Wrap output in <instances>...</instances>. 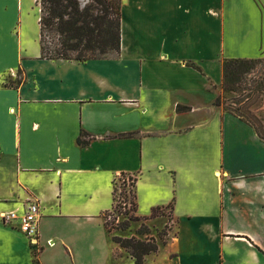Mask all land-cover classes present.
<instances>
[{"label":"crops","instance_id":"obj_1","mask_svg":"<svg viewBox=\"0 0 264 264\" xmlns=\"http://www.w3.org/2000/svg\"><path fill=\"white\" fill-rule=\"evenodd\" d=\"M36 2L0 0V213L38 205V263L134 264L103 218L125 175L139 217L172 206L143 264H264V139L214 105L222 59L259 56L257 0H121L118 54L83 63L40 58ZM11 224L5 262L33 264Z\"/></svg>","mask_w":264,"mask_h":264},{"label":"trees","instance_id":"obj_2","mask_svg":"<svg viewBox=\"0 0 264 264\" xmlns=\"http://www.w3.org/2000/svg\"><path fill=\"white\" fill-rule=\"evenodd\" d=\"M88 1L89 3L87 2L84 6H81L79 0H37L36 5L39 6L40 13L38 23L41 59L83 63L106 59L111 54L114 57L118 54L121 0ZM259 62V59H222L220 85L222 92L237 93L240 90L239 85L243 77L254 70ZM262 81H264V76ZM259 89L264 91V86ZM214 105L224 106L220 96L215 99ZM223 108L252 127L264 139L263 134L256 129L255 125L247 118L239 115L237 110L225 106ZM182 109L186 110L188 108L183 107ZM89 142L90 139L85 140L82 137L77 139V143L81 146H86ZM130 203L133 211H136L135 195H133V200ZM169 208H172V206L168 205L167 208L157 207L153 209L148 217H131L130 220L149 222L161 216L169 219V215L164 213L169 211ZM156 211H159V213H155ZM124 214L128 213L124 212ZM105 215L103 216L104 221ZM105 226L107 228L106 222ZM126 229H128V223L123 224L116 230L124 231ZM107 231L110 232L108 228ZM138 234H147V230L143 225H141ZM112 240L120 248L127 251L134 260V264H143V258L146 255L156 253L158 250L153 240L141 241L134 236L128 239L112 237ZM30 248L33 251V264H39L37 261L38 252L35 253V250L38 249L35 247Z\"/></svg>","mask_w":264,"mask_h":264},{"label":"rangeland","instance_id":"obj_3","mask_svg":"<svg viewBox=\"0 0 264 264\" xmlns=\"http://www.w3.org/2000/svg\"><path fill=\"white\" fill-rule=\"evenodd\" d=\"M79 1L81 6H84L87 2L89 3L88 0ZM257 2V4H259L258 7L261 14V46L259 50V56L252 59H259L260 62L254 70L243 77V80L239 85L240 90L237 93H223L221 99L225 107L237 110L239 115L250 120L255 125L256 129L264 136V91H260L259 89L261 86H264V81H262L264 76V4L261 0H257ZM32 8L33 10L29 13L28 23L26 25L29 39H35L36 26H34L31 21L33 19L32 15L37 9L36 3H34ZM112 56L113 54L109 55V57ZM21 79L22 74L19 72L17 79L8 82V84L10 86H14L18 81H21ZM133 187L134 178L131 176H121L119 180H116L113 183L115 196L118 199V202L127 203L129 205V210L126 211L128 214H124V211H120V214L115 218H113L114 216L111 212H108L105 215V222L107 223V228L110 231L109 233L112 235V237H122L123 239H128L134 236L141 241L153 240L158 247V245H160L164 240V236L169 229L171 219L166 218L165 221L157 220L152 223L146 221H131V217H139L136 212L133 211L130 203V201L133 200L134 195ZM167 212L164 213L167 215ZM155 213H159V211H156ZM0 222L6 226H12L11 223H6L3 221ZM125 223H128V229L124 231L116 230ZM141 225L146 228V235L138 234ZM14 229L16 230V228ZM30 252L33 263V251L31 248ZM37 252L38 250H35V253ZM7 259V256L0 250V264H30L28 255L22 252L16 255L14 262L10 260L7 263L5 262Z\"/></svg>","mask_w":264,"mask_h":264},{"label":"built area","instance_id":"obj_4","mask_svg":"<svg viewBox=\"0 0 264 264\" xmlns=\"http://www.w3.org/2000/svg\"><path fill=\"white\" fill-rule=\"evenodd\" d=\"M121 176H117L116 180H119ZM129 205L125 202L120 203L116 196H114L113 208L111 213L113 218L117 217L120 211H128ZM40 213L39 207L35 202H27L23 206V212L18 214L16 211H6L0 214V220L6 223H11L14 220L19 221V230L25 236L30 244V247L38 249V223Z\"/></svg>","mask_w":264,"mask_h":264}]
</instances>
